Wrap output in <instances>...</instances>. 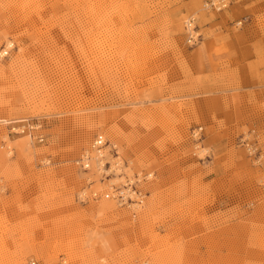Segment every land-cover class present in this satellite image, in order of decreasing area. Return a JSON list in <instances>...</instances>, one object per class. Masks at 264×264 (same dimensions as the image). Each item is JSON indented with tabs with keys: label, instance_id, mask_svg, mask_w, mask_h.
<instances>
[{
	"label": "rangeland",
	"instance_id": "374dc122",
	"mask_svg": "<svg viewBox=\"0 0 264 264\" xmlns=\"http://www.w3.org/2000/svg\"><path fill=\"white\" fill-rule=\"evenodd\" d=\"M0 264H264V0H0Z\"/></svg>",
	"mask_w": 264,
	"mask_h": 264
},
{
	"label": "built area",
	"instance_id": "2783aa9c",
	"mask_svg": "<svg viewBox=\"0 0 264 264\" xmlns=\"http://www.w3.org/2000/svg\"><path fill=\"white\" fill-rule=\"evenodd\" d=\"M37 125H33L30 123H23L21 124V132H23L25 129L30 133L31 129H34L33 127H35ZM39 140H43V136L39 135L38 137ZM106 145V140L103 136V134H96L91 142V146L90 149L88 150H84L79 158L77 159V163L79 165V167L83 170V171H88L91 168V163L92 161H94L96 163V166L98 164H101L102 162V157H103V147ZM251 149V147H250ZM88 196H90L92 199H97L101 196V194H99L97 191H91L89 193V195H87L84 198H87ZM102 196L104 197H109V193H102ZM117 198V200L121 203H124L123 201L125 200V195L124 192H119L117 194V196H115ZM140 202V200L138 201Z\"/></svg>",
	"mask_w": 264,
	"mask_h": 264
},
{
	"label": "bare ground",
	"instance_id": "6f19581e",
	"mask_svg": "<svg viewBox=\"0 0 264 264\" xmlns=\"http://www.w3.org/2000/svg\"><path fill=\"white\" fill-rule=\"evenodd\" d=\"M104 14V13H103ZM107 22V21H106ZM112 23V22H111ZM114 24V23H113ZM100 28V27H99ZM103 44V43H102Z\"/></svg>",
	"mask_w": 264,
	"mask_h": 264
}]
</instances>
